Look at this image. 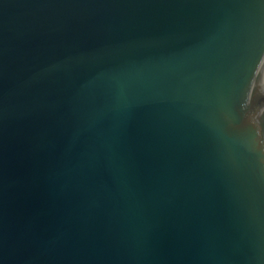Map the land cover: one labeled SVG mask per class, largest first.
<instances>
[{
    "label": "water",
    "instance_id": "water-1",
    "mask_svg": "<svg viewBox=\"0 0 264 264\" xmlns=\"http://www.w3.org/2000/svg\"><path fill=\"white\" fill-rule=\"evenodd\" d=\"M0 264H264V0H0Z\"/></svg>",
    "mask_w": 264,
    "mask_h": 264
}]
</instances>
